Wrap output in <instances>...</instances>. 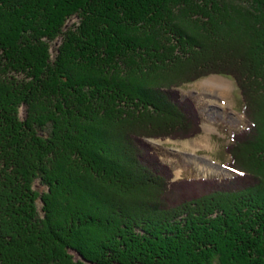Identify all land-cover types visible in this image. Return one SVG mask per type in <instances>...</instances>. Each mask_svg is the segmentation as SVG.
<instances>
[{"label":"trees","instance_id":"16d2710c","mask_svg":"<svg viewBox=\"0 0 264 264\" xmlns=\"http://www.w3.org/2000/svg\"><path fill=\"white\" fill-rule=\"evenodd\" d=\"M216 74L238 175L174 180ZM0 264H264V0H0Z\"/></svg>","mask_w":264,"mask_h":264},{"label":"rangeland","instance_id":"374dc122","mask_svg":"<svg viewBox=\"0 0 264 264\" xmlns=\"http://www.w3.org/2000/svg\"><path fill=\"white\" fill-rule=\"evenodd\" d=\"M178 91L183 99L195 101L202 119L201 134L189 139H147V142L162 161L172 167L174 180L236 177L238 172L230 166L231 157L226 148L232 143V135L243 130L248 120L235 82L216 74L187 84ZM136 109L141 111L142 108L137 106ZM23 116L24 108L21 109Z\"/></svg>","mask_w":264,"mask_h":264},{"label":"snow or ice","instance_id":"6c2138e0","mask_svg":"<svg viewBox=\"0 0 264 264\" xmlns=\"http://www.w3.org/2000/svg\"><path fill=\"white\" fill-rule=\"evenodd\" d=\"M241 175H243V173H241Z\"/></svg>","mask_w":264,"mask_h":264},{"label":"bare ground","instance_id":"6f19581e","mask_svg":"<svg viewBox=\"0 0 264 264\" xmlns=\"http://www.w3.org/2000/svg\"><path fill=\"white\" fill-rule=\"evenodd\" d=\"M219 83V82H218Z\"/></svg>","mask_w":264,"mask_h":264}]
</instances>
